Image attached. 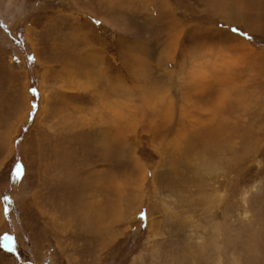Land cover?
<instances>
[{"label":"rangeland","instance_id":"obj_1","mask_svg":"<svg viewBox=\"0 0 264 264\" xmlns=\"http://www.w3.org/2000/svg\"><path fill=\"white\" fill-rule=\"evenodd\" d=\"M0 264H264V0H0Z\"/></svg>","mask_w":264,"mask_h":264},{"label":"snow or ice","instance_id":"obj_2","mask_svg":"<svg viewBox=\"0 0 264 264\" xmlns=\"http://www.w3.org/2000/svg\"><path fill=\"white\" fill-rule=\"evenodd\" d=\"M232 31L239 33V30L238 29H232ZM20 173H21V168L20 167H17V169H16V177L17 178H19ZM5 212L7 213V209H5ZM142 217H143V214H142ZM4 240H5V242H9V241H11V237L5 236L4 237Z\"/></svg>","mask_w":264,"mask_h":264},{"label":"bare ground","instance_id":"obj_3","mask_svg":"<svg viewBox=\"0 0 264 264\" xmlns=\"http://www.w3.org/2000/svg\"><path fill=\"white\" fill-rule=\"evenodd\" d=\"M211 142V141H210Z\"/></svg>","mask_w":264,"mask_h":264}]
</instances>
